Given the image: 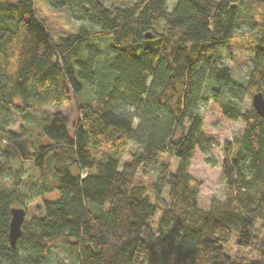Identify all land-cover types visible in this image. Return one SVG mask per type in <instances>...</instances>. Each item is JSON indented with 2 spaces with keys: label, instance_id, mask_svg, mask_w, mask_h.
<instances>
[{
  "label": "trees",
  "instance_id": "trees-1",
  "mask_svg": "<svg viewBox=\"0 0 264 264\" xmlns=\"http://www.w3.org/2000/svg\"><path fill=\"white\" fill-rule=\"evenodd\" d=\"M50 2L96 29L53 36L33 0H0V149L18 144L41 183L29 206L21 166L0 186V264H46L55 249L73 264H264V234L256 258L224 249L234 232L250 245L258 221L264 233V118L237 102L264 93V0H176L172 9L167 0ZM243 36L257 51L241 82L218 50ZM101 38L111 55L104 71L94 48ZM209 79L216 99L228 95L223 114L244 128L225 141L226 194L204 208L190 165L204 149L199 106ZM72 100L75 121L59 110ZM15 114L27 123L19 131L9 128ZM128 141L138 149L121 164ZM14 206L33 216L12 244Z\"/></svg>",
  "mask_w": 264,
  "mask_h": 264
},
{
  "label": "rangeland",
  "instance_id": "rangeland-1",
  "mask_svg": "<svg viewBox=\"0 0 264 264\" xmlns=\"http://www.w3.org/2000/svg\"><path fill=\"white\" fill-rule=\"evenodd\" d=\"M35 9L38 15L45 19L50 27L53 36L59 34H66L77 31L83 24L91 31L96 27L89 22L83 21L78 17L77 10H73L67 6L55 7L50 0H33ZM134 2V0H105V4L109 7L113 6H127ZM176 0H167L169 9H172ZM245 29V27H242ZM108 47V39L101 38L94 43V48L100 50L98 57V65L100 70L104 71L106 58L110 59L111 55L106 51ZM256 47L252 39L247 36L235 37L231 40L228 46L218 50L219 61L228 66L237 80L244 82L248 76V72L252 66V62L256 55ZM85 52L82 57H85ZM100 77L93 85H87L89 94L95 93L100 83ZM211 84L213 81L209 79L203 89V100L199 106V112L204 118V125L202 128L203 146L204 149H197L191 159L190 172L201 182L200 193L198 196L201 207L207 208L213 197L223 198L226 194V181L222 175V164L224 161V145L226 140H232L236 134L243 131L244 122L241 119H231L225 116L221 110L220 102L228 99L226 93L219 92L218 99H216L211 91ZM239 107L242 110L251 108L252 98L248 94H244L239 100L237 99ZM49 109H54L53 105ZM59 110L66 113L72 120L77 118V106L74 100L66 102L59 106ZM15 121L9 128L19 131L21 124H27L26 119L19 114L13 117ZM30 121V120H29ZM34 123V121H33ZM137 123V121L135 122ZM138 149V145L132 141H128L125 149L121 154V164H123L133 152ZM24 152L29 155L32 152L31 147H26ZM0 161H3L5 169H0V186L9 185V179L15 177V166L22 167V174L18 179V187L23 195V200L26 205H33L39 201L40 181L36 178L39 173L34 168L30 157H25L15 144L14 149L2 150L0 149ZM12 165L14 169H9ZM121 168V166H120ZM8 178V179H7ZM56 196H55V194ZM58 191L46 193V199L57 197ZM50 197V198H49ZM33 216L30 210L27 212L25 219L29 221ZM256 237L250 245L243 246L237 243V233H233L230 239L224 244L226 252L232 255L241 256L243 259L249 260L258 256L257 245L263 237V230L259 226V221L255 226ZM46 264H73L66 256L62 249H55L52 256Z\"/></svg>",
  "mask_w": 264,
  "mask_h": 264
},
{
  "label": "water",
  "instance_id": "water-1",
  "mask_svg": "<svg viewBox=\"0 0 264 264\" xmlns=\"http://www.w3.org/2000/svg\"><path fill=\"white\" fill-rule=\"evenodd\" d=\"M148 36L150 34H147ZM252 105L259 115L264 118V93L258 90L252 95ZM26 217V210L22 206L11 208V218L9 223V237L12 244H15L22 234V224Z\"/></svg>",
  "mask_w": 264,
  "mask_h": 264
}]
</instances>
